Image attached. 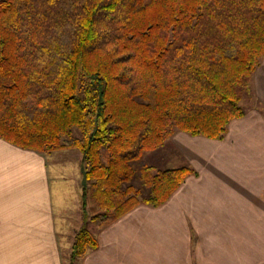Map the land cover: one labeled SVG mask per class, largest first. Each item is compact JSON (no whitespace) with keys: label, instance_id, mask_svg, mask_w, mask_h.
Segmentation results:
<instances>
[{"label":"trees","instance_id":"16d2710c","mask_svg":"<svg viewBox=\"0 0 264 264\" xmlns=\"http://www.w3.org/2000/svg\"><path fill=\"white\" fill-rule=\"evenodd\" d=\"M262 59L264 0H0V138L76 149L102 227L168 200L194 171L146 155L175 131L222 139ZM97 245L82 225L69 264Z\"/></svg>","mask_w":264,"mask_h":264},{"label":"crops","instance_id":"0c3cea01","mask_svg":"<svg viewBox=\"0 0 264 264\" xmlns=\"http://www.w3.org/2000/svg\"><path fill=\"white\" fill-rule=\"evenodd\" d=\"M242 105L222 139L175 131L149 152L156 169L194 172L163 204L96 226L97 247L75 264H264V59ZM65 217L56 221L47 154L0 138V264H69L78 229Z\"/></svg>","mask_w":264,"mask_h":264},{"label":"rangeland","instance_id":"374dc122","mask_svg":"<svg viewBox=\"0 0 264 264\" xmlns=\"http://www.w3.org/2000/svg\"><path fill=\"white\" fill-rule=\"evenodd\" d=\"M47 163L51 178L56 221H62L61 217L65 215L67 224L71 225V228L77 230L83 225L90 232L94 231L96 224L84 219L83 210L81 208L83 185L81 184L82 173L80 153L76 149L56 150L47 154ZM58 175H64L66 179L60 182ZM74 179H78L80 184L77 190H74ZM91 205L92 203L87 202V219L93 215L90 208Z\"/></svg>","mask_w":264,"mask_h":264},{"label":"water","instance_id":"95a60500","mask_svg":"<svg viewBox=\"0 0 264 264\" xmlns=\"http://www.w3.org/2000/svg\"><path fill=\"white\" fill-rule=\"evenodd\" d=\"M81 173H82L81 184L84 186L86 184L87 174H86V171L84 170L83 166H81Z\"/></svg>","mask_w":264,"mask_h":264}]
</instances>
